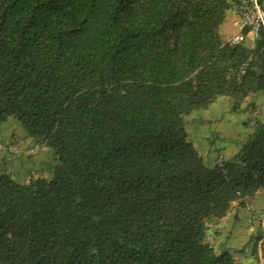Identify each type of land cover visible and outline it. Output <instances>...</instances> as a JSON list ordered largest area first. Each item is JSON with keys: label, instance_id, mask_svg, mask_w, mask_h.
Instances as JSON below:
<instances>
[{"label": "trees", "instance_id": "16d2710c", "mask_svg": "<svg viewBox=\"0 0 264 264\" xmlns=\"http://www.w3.org/2000/svg\"><path fill=\"white\" fill-rule=\"evenodd\" d=\"M238 3L0 0V125L55 157L50 177L0 171V264H240L209 236L241 205L264 220V118L213 164L185 119L264 94V28L221 34Z\"/></svg>", "mask_w": 264, "mask_h": 264}, {"label": "rangeland", "instance_id": "374dc122", "mask_svg": "<svg viewBox=\"0 0 264 264\" xmlns=\"http://www.w3.org/2000/svg\"><path fill=\"white\" fill-rule=\"evenodd\" d=\"M251 39L252 37L249 35L247 37V42H250ZM261 95H258V98L254 97L253 99L256 103V108L264 105V94ZM251 111V106L245 107L239 111H232L231 102L226 97L219 98L215 103L210 104L208 107L202 108L198 112L185 117L188 137L197 145L206 161L209 164H213L215 158L217 159L220 154L224 155L227 151L232 150L235 147L236 142L234 139H237L238 136L244 138L246 135L245 133L250 129L245 126V124H248L253 119ZM260 114L264 117V111H261ZM9 124L14 127L15 131L20 130L21 133H24L23 127L15 119H11ZM40 150V154H35V158L37 159L40 157V161L43 162H39V166L38 164L34 165L31 173H26L27 170H25L24 167L18 166L14 163H7L5 165L0 164V171L10 172L12 177L20 182H24L30 177H50L51 172L49 169L55 163L53 151L45 146ZM260 199L264 202V199ZM228 221L231 222V218ZM238 225H242V223ZM238 225H235L234 231H232L234 237L231 239L229 238L230 241H226L221 247L223 250L229 251L232 255L240 259L235 250H241L240 256L243 258L245 255L244 253L247 252L249 237L245 235L246 232L241 230V227H238ZM223 234H225V231H223ZM248 257L247 260L243 259L241 261L240 259V264H255L254 259L250 255H248ZM262 258L264 259V257Z\"/></svg>", "mask_w": 264, "mask_h": 264}, {"label": "crops", "instance_id": "0c3cea01", "mask_svg": "<svg viewBox=\"0 0 264 264\" xmlns=\"http://www.w3.org/2000/svg\"><path fill=\"white\" fill-rule=\"evenodd\" d=\"M230 1L232 2L233 5L237 3V0H230ZM232 9L228 11L226 18L221 25V34L226 40H229L232 36L238 33V29L233 25L235 16L232 13ZM258 95H261V94H256L254 97L258 98ZM260 116L264 118L263 115H260ZM9 121L0 125V142L5 143V144L12 143V144L19 145V148L21 149L20 151L21 154L12 153L6 149H0V164L5 165L7 163L8 164L14 163L18 166L24 167L25 170H27L26 173L29 174L31 173V170L34 165L38 164L39 166L40 165L39 162H43V161H40V157L36 159L35 155L27 156L23 153L22 150L33 145L35 141L27 137L25 134V131L24 133H21L20 130L15 131L14 127L11 124H9ZM240 139H241L240 136H238L237 139H234V141L236 142V145L232 150L227 151L226 153L227 156L226 154L224 155L220 154V155H222L224 159L232 158L238 150V144H239L238 142L240 141ZM40 152H38L37 154H40ZM216 161L217 159L215 158L214 162ZM260 198L264 199V192L255 195L253 198L249 200L252 206L253 212H256L255 214L257 213L264 214V202ZM230 218H231V222L228 221ZM240 223H242V225H238ZM235 225H238V227H241V230L245 231L246 232L245 235L249 237V245L247 246V252L244 253L245 255L243 258L240 256L241 250H235L236 254L239 255L241 261L243 259L247 260L248 258H250L248 257V255H250L254 259L255 264H264V259L262 258L264 257L263 256L264 223H259L258 221L254 220L252 217V211L246 209L242 205L239 207H236L234 211L228 217L223 219L218 224V226L211 231L210 236H209L210 241L219 250H222L221 246L226 241L229 242L230 239L234 237V234H232V231H234ZM223 231H225V234H223ZM240 259L237 258L239 262H240Z\"/></svg>", "mask_w": 264, "mask_h": 264}, {"label": "built area", "instance_id": "2783aa9c", "mask_svg": "<svg viewBox=\"0 0 264 264\" xmlns=\"http://www.w3.org/2000/svg\"><path fill=\"white\" fill-rule=\"evenodd\" d=\"M232 13L235 16L233 25L238 29V33L229 39L233 44L240 43L244 40V30L248 29L249 34L257 37L261 29L264 28V0H239L238 5L232 9ZM243 72L244 70L242 69L241 73ZM263 110L264 105L254 109L252 112V118L254 121ZM43 146L44 145L42 144L34 143L22 151L25 155L32 156L38 153ZM0 149H6L12 153H20L21 151L17 144L6 145L1 142ZM247 208H251V205L247 204ZM262 223H264V220Z\"/></svg>", "mask_w": 264, "mask_h": 264}]
</instances>
